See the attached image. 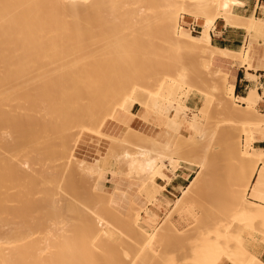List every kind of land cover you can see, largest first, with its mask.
Wrapping results in <instances>:
<instances>
[{
	"label": "bare ground",
	"instance_id": "obj_1",
	"mask_svg": "<svg viewBox=\"0 0 264 264\" xmlns=\"http://www.w3.org/2000/svg\"><path fill=\"white\" fill-rule=\"evenodd\" d=\"M234 4L241 2L0 0V123H15L22 117L27 119L28 124L23 135L26 137L25 143L21 148L28 160L20 162L17 153L0 151V264H119L102 257L105 245L115 247L107 231L119 232L118 239L127 242L140 257L146 246H155L163 235L172 232L171 212L173 209L182 210L184 196L200 182L201 169L173 201V209L149 233L137 222L132 227L127 220L124 221L126 224L121 223V216L110 207L111 203H115L114 196L104 192L96 183L104 177L103 169L96 161L71 156L64 148H58L63 156L58 163L56 180L51 181L41 178L48 171L44 167H37L34 158L41 159L45 154L51 139L50 131L60 129L59 126L67 122L69 113L65 112L66 108L71 113L77 112L76 116L79 112L83 113L84 104L79 97H93L87 108L90 114L108 108L114 112V101L127 96L123 85L130 77L129 68L140 59L148 65L153 63L154 38L167 42L170 47L190 58L206 57L200 61L201 68L209 69L217 55L246 62L248 67H252L248 53L210 47L209 31L218 18H222L226 24L244 26L248 32L264 27L262 19L234 14L231 10ZM126 14L127 18H124ZM130 15L135 17L131 16V19ZM185 15L196 18L193 28L186 27L190 20ZM98 27L116 33L108 47L105 43L97 42L95 30ZM151 30L156 36H150ZM83 59L86 63L82 62ZM99 64H106L105 71L99 77L103 80L100 83L105 97H96L94 89H91L92 73H97ZM217 69L223 74L222 84H215L212 88L214 94L207 93L199 111L192 112L188 117L182 115L178 118L179 112L187 111L188 107L184 103L173 102L177 97V80L169 85L167 95L170 98L166 102L151 101L154 109L162 105V115L168 117L175 129L184 126L191 131L189 136L179 135L176 142L157 139L152 135L139 136L125 124L127 134L114 136V140L123 145L134 144L138 152L123 150L116 154L118 159L127 160L128 175L122 169L120 174L129 179L132 172L138 171L143 177L129 179L131 183L151 195L158 192L161 186L155 178L163 176L162 168L166 162L178 163V159L172 155L180 152L184 142L192 141L194 135L203 139L217 133L216 127L210 128L207 135L203 132L210 121L212 100L221 102L225 92L228 100L224 102V107L235 117L234 124L248 133L242 148L232 150L233 155L248 167L242 191L246 202L241 208V213L248 220L247 234H235L230 230L223 243L216 241L208 244L201 264H217L222 257L232 264H264L245 244L264 241V148L252 145L256 139L254 133L261 134L258 139L264 140V112H259L255 107L259 99L255 89L250 90L247 97L234 96V86L228 81L227 73L220 66ZM193 71L189 67L186 75L193 74ZM41 74L44 76L39 86L38 93L42 97L38 101V112L34 110V94L29 97L28 103H4L5 97H18L21 80L33 81ZM208 90L210 88L198 89L203 94ZM29 94L32 92L29 91ZM132 102L129 106H122L128 115H132ZM105 122L104 119L101 125L104 126ZM35 125L43 133L38 138L32 136ZM3 135L12 143L18 139L15 130L0 131V136ZM78 139L76 142L81 141V138ZM18 168L25 170L27 187L16 183L19 179ZM38 182L53 196L48 208H34L27 216L20 215L29 202H37L45 197L44 194L37 195L38 191H35ZM104 195L109 196L105 198ZM100 207L107 210L101 216L97 212ZM86 208L92 217L81 224L65 217L69 211L79 217ZM41 215L50 217L43 241L36 231L23 229L35 224ZM138 216L139 211L136 218ZM130 218L127 215V219ZM96 225L100 228L96 229ZM121 227L126 231L120 230ZM133 264H141V260H134Z\"/></svg>",
	"mask_w": 264,
	"mask_h": 264
},
{
	"label": "rangeland",
	"instance_id": "obj_2",
	"mask_svg": "<svg viewBox=\"0 0 264 264\" xmlns=\"http://www.w3.org/2000/svg\"><path fill=\"white\" fill-rule=\"evenodd\" d=\"M127 15L128 14L123 17L127 18ZM131 16L135 17L134 15H130L129 17ZM185 16H188L189 20L192 21V24L186 25V27H194L196 18L191 15ZM95 34V38L98 40L97 42L100 44L105 43L106 47H108L111 43L110 40L115 37L116 33L98 27L95 30ZM149 34L150 36H156L152 30ZM153 42L156 44L153 51V63L148 65L144 60L142 61L140 59L133 67L129 68L128 74L130 77L123 85L127 96L118 97V99L114 101L116 103L114 112L113 109L108 108L104 111L90 114L87 110L91 98H93L90 96L79 97L84 104L83 113L81 112L80 114L79 112L76 116L77 112L71 113L69 109L66 108L65 112L69 113L67 122L65 125L59 126L60 129L55 128L50 131L51 139L45 154L42 155L41 159L34 158L37 167H44L45 170L48 171V173L41 176L42 179H49L51 181L56 180L55 174L59 168L58 163L63 156V153L59 152L58 148H64L71 156L75 155L78 158H82L79 154V149L82 144L86 143L94 144L96 146L95 152L98 157H103L102 169L106 166L107 162L110 161L111 156H114L120 163V170H124L123 173L128 175L126 174L128 171L127 160L123 158L118 159L116 154L123 150H127L130 153H137L138 150L134 144L123 145L117 140H114V136L107 135L104 131L105 124L104 126L101 125L104 119L107 121L109 119H115L118 115L127 114V110L122 106H129L131 101H133L132 105L138 103L143 106L150 115H156L162 118L161 116H163L162 114L164 112L162 105L154 109L151 101L156 99L161 102H166L167 99L170 98L167 95L169 85L174 80L179 82L175 87L177 95L173 100L175 104L183 103L182 99L187 97L188 93L194 88H210V90L204 91V94L202 93V96L205 97L207 93L214 94L212 88L215 84H222L223 74L216 67L211 66L209 69H206L199 66L200 61L206 59V57L197 56L196 58H190V56L170 47L167 42H161L156 38L153 39ZM82 62L86 63V60L83 59ZM105 66L106 64H99L98 70L96 71L97 73H92V75H94L91 89H94L96 97H105L102 92L104 89L101 88L100 83L103 80L99 79L105 71ZM189 67L193 68L194 71L193 74L187 76L186 73ZM96 74L98 79L96 78L97 76H95ZM43 76L44 75L41 74L40 77L35 78L33 81L21 80L18 97H5L4 103L9 104L12 103V101L28 103L30 101L28 100L29 97H33L34 94V99H32V101H34V110L38 112L40 110L38 101L39 98L42 97L38 92L40 89L39 86L41 85L40 81H42L41 78ZM29 91H31L32 94H29ZM227 97L228 95L224 92L221 97V102L212 100L210 105V121L203 133L207 135L208 130L212 127L217 128V133L211 137L206 136L203 139H200L198 135H194L192 141L184 142L179 153L172 155L178 160L184 158L185 155H196L201 162L200 182L184 196L181 205L182 210L178 211L177 209H173L172 201L166 204L162 213L159 215L157 214L156 216V214H153L152 218L147 217V220L151 224L150 229H146L142 224H139L140 215L138 218H136L135 215V218L128 223V225L132 227L134 223L137 222L140 227L151 233L155 228V224L164 218L167 212L173 209L171 212L172 223L170 224L172 232L163 235L159 243L155 246H146L142 257H140L127 242H121L118 239L119 232L115 231L114 233H109L107 231L115 247L111 248L105 245V251L102 257L119 264H133L134 260H136V262L137 260H141V264H201L204 250L208 244H214L216 241L223 243L230 230L235 234H247L246 225H248V220L241 213V208L246 202L242 195V191L248 167L241 159L233 155L232 150L235 147L242 148V144L245 143L248 133L239 125L234 124L235 117L224 107V102L228 100ZM198 111L199 108L189 113L187 111H180L179 114L182 113L185 117H188L192 112ZM163 120L162 126H172L168 117L164 116ZM27 128V119L22 117L16 120L15 123H0L1 132L15 130L16 134H18V139L13 143L6 136H0V151L17 153L20 162L28 160L21 150L22 145L25 143L26 137L23 135ZM42 134V130L38 129V126L35 125L32 136L38 138L42 136ZM253 136L259 138L261 134L254 133ZM78 137L79 139L81 138L80 142H76ZM176 141L177 140H175V142ZM104 147H107L108 151L102 154V148ZM96 162L100 163V161ZM177 164L178 163L171 165L175 167ZM17 172L19 179L16 183L27 187V181H25L24 176L25 170L18 168ZM113 175L116 174L113 173ZM120 175L121 177H125V175ZM141 177H143L142 173L134 171L131 173L129 179H139ZM35 191H38L37 195L44 194L45 197L43 200L37 202H29L25 209L21 211L20 215L27 216L30 210L34 208H40L42 210L48 208L53 198L51 193L48 190H44L39 182ZM143 191V188L138 187V193L142 194ZM108 196L109 195H104L105 198ZM177 197H175L174 200ZM154 202L157 203L156 201ZM156 205L157 207H161L159 202ZM110 207L121 216V223L126 224L123 221V214L120 213L113 204H110ZM105 211L107 212L103 207L97 209L100 216L103 215ZM65 217L70 218L73 222L81 224L86 218L92 217V215L89 209L86 208L83 212H80L79 217H76L72 211L67 212ZM49 218L50 217L47 215H41L35 224L28 225L27 228L23 229L36 231L39 236H42L43 241L49 228ZM10 221L12 220L10 219ZM99 228L100 226L96 225V229ZM175 229L179 231H175ZM120 230L126 231L124 227H121Z\"/></svg>",
	"mask_w": 264,
	"mask_h": 264
},
{
	"label": "crops",
	"instance_id": "obj_3",
	"mask_svg": "<svg viewBox=\"0 0 264 264\" xmlns=\"http://www.w3.org/2000/svg\"><path fill=\"white\" fill-rule=\"evenodd\" d=\"M241 4H234L232 12L242 17L259 18L264 20V0H239ZM192 21L187 25H191ZM191 28V27H190ZM193 28V27H192ZM209 43L211 48L220 50L237 51L243 50L248 53L252 67L247 63L234 61L221 55L214 56L212 67L220 66L222 71L227 73L228 81L234 86V96L247 97L250 90L255 89L259 96L255 107L264 112V27L260 30L248 32L244 26H234L223 22L222 18L216 19L213 27L209 31ZM251 75L253 77H248ZM204 97L198 89L194 88L188 93L182 102L188 107L187 112L195 111L202 105ZM132 115L122 114L115 119H109L105 123V133L110 136H125V124L134 129L136 135H152L161 140H177L180 136H189L190 132L184 126L175 129L174 126H162L163 117L150 115L146 109L134 103L131 106ZM182 113L178 118L182 117ZM254 147L264 148V140L256 138L252 144ZM96 146L92 143L82 144L79 149L81 159L87 161H100L98 165L103 167V157L96 154ZM107 147L102 148V154L106 153ZM100 158V159H99ZM201 162L196 155H185L178 160V164L173 167L166 162L162 168L163 176H158L155 181L161 186V189L154 195L144 190L142 194L138 193V186L131 183L120 175V163L111 156L103 168L104 177L98 179L97 183L101 189L114 196L115 203L113 206L123 214V221L130 223L139 211V224L146 229L151 228L147 217L152 218L153 214H160L167 203L174 201V198L180 195L181 190L186 187L190 180L200 169ZM70 173V172H69ZM116 174V175H113ZM161 207H157V203ZM127 215L131 218L127 219ZM127 223V224H128ZM246 247L250 252L255 254L258 259L264 263V241L246 242ZM217 264H232L227 258L222 257Z\"/></svg>",
	"mask_w": 264,
	"mask_h": 264
}]
</instances>
